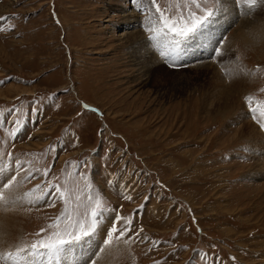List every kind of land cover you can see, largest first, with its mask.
Returning a JSON list of instances; mask_svg holds the SVG:
<instances>
[{"label": "rangeland", "instance_id": "obj_1", "mask_svg": "<svg viewBox=\"0 0 264 264\" xmlns=\"http://www.w3.org/2000/svg\"><path fill=\"white\" fill-rule=\"evenodd\" d=\"M169 2L158 0L174 12ZM240 2L222 34L226 55L176 62L146 41L143 58H158L147 73L124 38L126 14L148 26L134 0H0V154L19 159L21 177L31 170L21 194L49 181L69 190L67 205L50 191L36 208H0V253L47 236L66 207L74 212L76 196L99 192L106 229H119V216L133 220L128 235L143 231L131 254L96 257L89 242L77 264H264V147L247 121L264 131L244 100L264 81L243 76L233 93L229 83L237 58L264 69L263 26L257 37L240 34L243 22L264 23V6L245 17Z\"/></svg>", "mask_w": 264, "mask_h": 264}, {"label": "snow or ice", "instance_id": "obj_2", "mask_svg": "<svg viewBox=\"0 0 264 264\" xmlns=\"http://www.w3.org/2000/svg\"><path fill=\"white\" fill-rule=\"evenodd\" d=\"M134 3L138 11L148 13V26L145 31L149 33L147 37L149 46L161 57H171L174 61L179 53L184 51L182 46L198 42L201 39H207L216 45L213 47L215 57L227 54L223 49L226 37L214 40L213 34L210 32V25L214 23L217 14L222 11L221 6L224 0H175L174 12L167 7L162 8L158 0H134ZM241 3L244 6L242 15L245 17L251 16L258 7L264 6V0H241ZM0 30H3L2 26H0ZM230 63L235 65L233 75H243L253 79L258 74L264 75V69H261L260 66H257L255 70H248L239 64L238 58ZM260 91L264 92V88H261ZM244 100L253 113V118L257 119L258 116L257 123L264 129V101L254 100L252 95L245 96ZM87 107L85 105V108ZM93 111L96 110L93 109ZM15 124L17 127L8 133L13 140L21 131L20 121H15ZM50 170L45 169L41 174L47 177ZM21 171L18 158L5 162L0 154V177L3 178L0 181V208L6 210L9 207L24 204L39 206L50 191H54L65 205L68 204L69 190L60 184H52L50 181L44 188L37 185L35 189L21 194L19 189L32 175L29 170L21 177ZM81 179L86 180V177L81 176ZM86 187L91 188V185L86 183ZM124 199L131 200L132 197L124 195ZM76 201L74 212H69L66 207L61 215L57 216L48 226V229H54V231L30 245L18 246L14 252L0 253V262L3 264H24L26 258L31 257L32 264H40L39 258L41 257L48 260L68 258L71 257L75 248L81 245L86 246L89 242L96 245L93 253L96 257H103L113 252L120 256L123 255L125 249L131 254V245L140 238L139 233L143 229H140L135 235H128L134 231L133 220L130 217L117 216L116 220L123 221L122 226L118 229L113 224L105 233V214L109 209L101 194L99 192L95 195L89 194L86 201L81 200L80 196H76ZM47 206L54 207L55 201L48 203ZM61 224H63L62 228ZM45 231L46 229L43 228L40 230L41 233ZM91 264H96V260L92 259ZM155 264H159V261Z\"/></svg>", "mask_w": 264, "mask_h": 264}, {"label": "bare ground", "instance_id": "obj_3", "mask_svg": "<svg viewBox=\"0 0 264 264\" xmlns=\"http://www.w3.org/2000/svg\"><path fill=\"white\" fill-rule=\"evenodd\" d=\"M231 1H233L234 10L232 12H227L226 3L228 2V4H229L230 0H224V3L221 6L222 7V11L217 14L218 17L215 18L214 23L212 25H210V32L213 34V39L214 40H217L218 37L221 38L223 36L222 34L224 33L225 26L227 24H229V22H231L230 19L234 20L235 17L239 16V12L237 10L238 5L236 6V4L239 3V0H231ZM240 4H242V3L240 2ZM225 7H226V10H225ZM242 9H244V6L242 7ZM241 15H242V12H241ZM125 17L127 19L126 21L128 22L129 28L130 29L132 28V31H130L129 33L125 34V37H124L126 39V42L129 45V48L133 49V50H129L130 51V58L137 66H139L140 70H142V71L144 70V71H146L148 73L150 70L155 69L154 66L158 65V64H156V59L158 60V58L153 52H152L153 53L152 54L150 51L147 52V54H150L149 58H147V59L145 57L143 58V50L146 47V46L144 47V43L146 41H148V39L146 38L144 28H141V22H140L141 20L138 18L139 16L136 13H134V14H126ZM216 22H217V24H215ZM126 24L127 23H125V25ZM250 24L252 26H250ZM261 26H263V27H261ZM241 27H244V29H246V30H241L242 31V33H240L241 35L243 33H247L248 36L250 34L252 37H257L259 35V31L261 30L260 27L264 28V23L260 24L257 21L253 22L252 19H251V21L248 22V23L246 22V24L243 22ZM243 35L246 36L245 34H243ZM248 36H246V37H248ZM213 45L214 44L210 43L207 39H201L200 41L196 42L195 45H191L189 43L186 46H182L184 48V51L179 53V57L181 59V62L185 61L189 57H194V58L201 57L199 52H201L203 47L205 46V47H207V49H209ZM192 47H194V48H192ZM230 65H231V67H230L229 70L231 72V77H229V78L231 80H230L229 83L232 84V87H230V86L229 87H230V89L232 91V92L231 91L230 92L233 93V92H238V90L240 88V84H242L244 82V79L246 78V76H245V78H243V75H239V76L233 75L232 73L234 72L235 66H234V64H230ZM230 72H228V73H230ZM220 89H222V88H220ZM218 97H217V99H218ZM247 123H249V125H251L253 127V129H254V130H251L250 134L252 135V137L254 139L255 138L258 139V144L263 149V147H264V136H262V134H260V132L258 130H256L255 126L250 121H247ZM2 180H3V178L0 177V181H2ZM3 216H4V214H3ZM8 219H9V217H8ZM7 223H8V221H7ZM4 224H6V223H4ZM3 228H2V230H4ZM83 247L84 246L81 245V246L75 248V250L73 251L71 257H68V258L61 257V258L55 259L53 261V260H46L47 258L41 257V258H39L40 259V264H64V263L77 264L78 261L79 262H83L82 260L80 261V257H82L81 255L83 254V252H85L84 248H87V247H84V248ZM89 250H90V248H89ZM89 250H86V251L89 252ZM92 250H93V248H92ZM87 252H85V253H87ZM87 258H88V256H87ZM25 264H32V258L31 257L26 258Z\"/></svg>", "mask_w": 264, "mask_h": 264}]
</instances>
